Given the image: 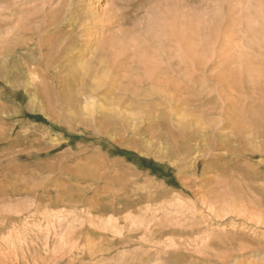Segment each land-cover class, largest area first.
<instances>
[{
    "label": "rangeland",
    "instance_id": "1",
    "mask_svg": "<svg viewBox=\"0 0 264 264\" xmlns=\"http://www.w3.org/2000/svg\"><path fill=\"white\" fill-rule=\"evenodd\" d=\"M0 264H264V0H0Z\"/></svg>",
    "mask_w": 264,
    "mask_h": 264
},
{
    "label": "bare ground",
    "instance_id": "2",
    "mask_svg": "<svg viewBox=\"0 0 264 264\" xmlns=\"http://www.w3.org/2000/svg\"><path fill=\"white\" fill-rule=\"evenodd\" d=\"M50 43H51V42H50ZM46 49H47V48H46ZM47 50H48V49H47ZM50 50H51V49H50ZM52 54H53V53H52ZM89 55H90V54H89ZM43 56H44V55H43ZM63 59H65V58H63ZM69 62H70V61H69ZM53 63H54V62H53ZM87 65H88L87 67H86V65H85L86 68L82 65L83 67L81 68V71L85 72V75H86V77H87L88 80H91V81L93 80V82H94V77L96 76V74H97L98 72L96 71V74H93V72H91L92 70L90 71V68H92V66H90L89 64H87ZM95 65H96V67H101V66H100L101 64H100L99 62H98L97 64H95ZM53 68H54V67H53ZM93 68H94V67H93ZM71 69H72V68H71ZM94 69H95V68H94ZM97 70L99 71V69H97ZM100 70H101V69H100ZM159 71H160V70H159ZM167 71H168V70H167ZM76 77H77V76H76ZM86 77H85V78H86ZM75 79H76V78H75ZM87 79H85V80H87ZM164 79H165V78H164ZM167 79H168V78H167ZM88 80H87L86 82H85V81H83V82H84V83H87ZM98 80H100V79H98ZM98 80H97V82H98ZM145 81H146V80H145ZM155 81H159V80L155 79ZM95 82H96V81H95ZM101 83H102V82H101ZM143 83H145V82H143ZM103 84H104V83H103ZM105 84H106V83H105ZM105 84H104V85H105ZM149 84H150V83H149ZM151 84H152V83H151ZM90 85H91V84H90ZM99 85H102V84L95 83V85L93 84L92 86H90V88L93 89L94 86L99 87ZM156 85H158V84H156ZM85 86H86V85H85ZM87 86H89V85L87 84ZM80 93H81V92H80ZM157 95H158V94H157ZM81 96H82V95H81ZM172 97H173V96H172ZM139 99H140V98H139ZM177 101H178V100H177ZM176 104H177V103H176ZM143 105H144V104H143ZM145 106H146V105H145ZM171 106H172V105H171ZM143 113H144V112H143ZM151 117H152V116H151ZM200 118H201V117H200ZM197 122H198V121H197ZM191 123H192V122H191ZM198 124H199V123H198ZM154 127H155V126H154ZM243 131H244V130H243ZM243 131H242V132H243ZM240 132H241V130H240ZM245 132L247 133V131H245ZM246 133L243 132V135L246 134ZM252 135H253V134H252ZM254 135H255V134H254ZM241 136H242V135H241ZM190 137H191V136H190ZM188 138H189V137H188ZM257 138H258V137H257ZM257 138H256V139H257ZM241 140H242V137H241ZM254 140H255V139H254ZM254 144H255V143H254ZM225 147H226V146H225ZM223 148H224V146H223ZM228 148H229V147H228ZM224 149H225V148H224ZM225 150H226V149H225Z\"/></svg>",
    "mask_w": 264,
    "mask_h": 264
}]
</instances>
